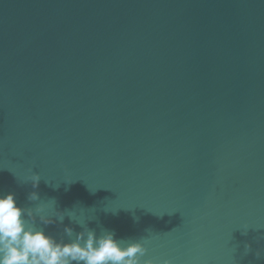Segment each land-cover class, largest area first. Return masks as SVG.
I'll return each instance as SVG.
<instances>
[{"label": "water", "instance_id": "95a60500", "mask_svg": "<svg viewBox=\"0 0 264 264\" xmlns=\"http://www.w3.org/2000/svg\"><path fill=\"white\" fill-rule=\"evenodd\" d=\"M8 192L57 239L264 264V0H0Z\"/></svg>", "mask_w": 264, "mask_h": 264}, {"label": "clouds", "instance_id": "9594fccd", "mask_svg": "<svg viewBox=\"0 0 264 264\" xmlns=\"http://www.w3.org/2000/svg\"><path fill=\"white\" fill-rule=\"evenodd\" d=\"M39 180V175H31L33 188ZM28 199L35 201L38 196L32 192ZM69 217L82 231L74 232L65 226L63 237L57 239L45 227L62 223L64 214L46 216L39 205L34 209L20 207L15 193H0V264H151V261H142L146 249L141 243H125L109 230L102 229L98 234L86 222ZM249 250L245 245L244 254ZM255 256L264 257V248H258Z\"/></svg>", "mask_w": 264, "mask_h": 264}]
</instances>
